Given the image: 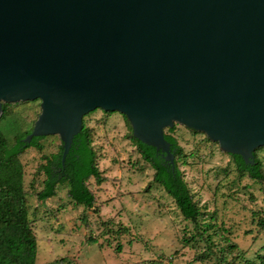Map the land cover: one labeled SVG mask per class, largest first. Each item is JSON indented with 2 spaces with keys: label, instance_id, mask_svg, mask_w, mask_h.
I'll return each mask as SVG.
<instances>
[{
  "label": "water",
  "instance_id": "obj_1",
  "mask_svg": "<svg viewBox=\"0 0 264 264\" xmlns=\"http://www.w3.org/2000/svg\"><path fill=\"white\" fill-rule=\"evenodd\" d=\"M39 100L22 138L122 114L173 164L163 129L203 133L252 163L264 146V0H0L1 103Z\"/></svg>",
  "mask_w": 264,
  "mask_h": 264
},
{
  "label": "rangeland",
  "instance_id": "obj_2",
  "mask_svg": "<svg viewBox=\"0 0 264 264\" xmlns=\"http://www.w3.org/2000/svg\"><path fill=\"white\" fill-rule=\"evenodd\" d=\"M8 111L0 118V131L10 139L31 128L39 100L10 103ZM82 119L92 130L97 166L105 176L100 184L86 182L92 207L74 205L64 183L44 201L35 197L43 179L37 166L42 155L57 151V135L42 138L40 151L28 147L17 157L37 243L34 264H221L222 257L264 264V227L257 224L264 218V184L238 173L216 142L173 124L171 134L183 154L176 163L200 210L194 228L151 182L152 170L129 141L122 114L95 109ZM256 156L264 172V149Z\"/></svg>",
  "mask_w": 264,
  "mask_h": 264
},
{
  "label": "trees",
  "instance_id": "obj_3",
  "mask_svg": "<svg viewBox=\"0 0 264 264\" xmlns=\"http://www.w3.org/2000/svg\"><path fill=\"white\" fill-rule=\"evenodd\" d=\"M8 104L10 103H1L2 115L0 118L9 113ZM122 117L130 131L129 141L140 158L152 170L151 182L162 187L163 191L172 199L181 217L196 228L200 210L176 163V159L183 154L181 147L171 134L174 126L163 131V137L169 142L173 154V164L171 165L163 160L160 152L153 146L135 139L131 135L128 121L123 115ZM29 131L30 129L23 130L10 139L0 131V264H34L35 260L37 243L27 218L22 166L17 157L28 147L40 151L42 145L39 141L45 136H33L28 143H24L22 138ZM93 143L92 130L84 124L82 119L81 128L72 137L63 162H61L60 155L61 142L58 144L56 152L41 156L43 162L37 166V171L43 174V179L40 189L35 192L38 201H44L54 196L56 185L64 183L66 195L74 205H80L84 209L93 206L94 196L86 182L89 179H93L95 184L105 181V176L97 166V152ZM261 148L264 149V146L257 147L252 151L253 161L248 164H245L237 154H226L230 157L238 173H244L249 179L264 184L262 162L256 156V151ZM82 222H85L84 216H82ZM257 224L264 227V218H258ZM228 247L231 249L232 244H229ZM220 261H222L221 264H244L242 262L232 263L223 257L220 258Z\"/></svg>",
  "mask_w": 264,
  "mask_h": 264
},
{
  "label": "flooded vegetation",
  "instance_id": "obj_4",
  "mask_svg": "<svg viewBox=\"0 0 264 264\" xmlns=\"http://www.w3.org/2000/svg\"><path fill=\"white\" fill-rule=\"evenodd\" d=\"M4 107H5V105H4ZM1 115H2V112H1ZM1 115H0V116H1Z\"/></svg>",
  "mask_w": 264,
  "mask_h": 264
}]
</instances>
